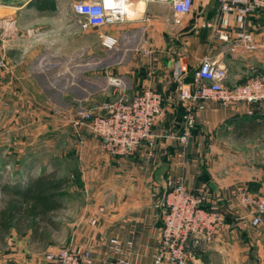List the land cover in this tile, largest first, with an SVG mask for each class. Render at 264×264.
<instances>
[{
	"label": "crops",
	"instance_id": "crops-1",
	"mask_svg": "<svg viewBox=\"0 0 264 264\" xmlns=\"http://www.w3.org/2000/svg\"><path fill=\"white\" fill-rule=\"evenodd\" d=\"M21 1L2 0L0 8L16 13L22 8ZM50 1L48 7L28 6L27 10L64 12L67 5L71 9L74 0ZM132 6L133 16L110 25L82 31L76 20L61 19L53 26L75 35L78 55L84 54L85 44L94 46L87 53L90 60L77 66L83 77H91V81L87 79L80 86L86 93L81 99L92 100L87 92L93 90L88 86L97 85L96 80L103 72L108 80L97 89L104 94L130 97L137 90L151 88L167 98L164 113L153 127L151 158L147 157L145 142L127 156L110 155L104 151L99 138L79 132L76 179L69 181L65 189L66 194L74 190L79 197L73 245L90 249V264H113L109 239L115 237L130 264H154L165 183L171 178L192 191L206 188L208 196L204 205L224 217L216 238L203 249L195 250L186 264H264V212L261 224L252 226L251 205L239 199L241 189L264 199V102L253 107L262 129L251 137H236L231 128L237 120L252 115L247 112L248 106L203 101L194 109V123L183 146L176 137L185 125V109L178 98L179 82L173 74L177 59L188 62L191 71L182 83L190 84L193 66L198 59L207 58L226 69L224 83L229 87L243 83L253 74L264 76V15L253 13L239 21L235 13L226 17L218 12L217 0H193L192 9L175 22L167 1H133ZM5 21L0 19V29H3L0 40L11 42L8 31L2 28ZM12 22L14 40L18 29L16 21ZM219 30L227 32V40L218 37ZM237 32L250 33L256 47L244 52L231 51L229 47ZM103 35L116 38L115 45L102 46ZM95 45L114 54L113 60L104 64L103 72L102 54L100 48L95 50ZM5 58L6 63L15 64L0 69L1 95L12 89L23 91L15 68L17 60L7 50ZM112 78L119 80V84L111 83ZM26 104L31 105V100ZM102 104L94 107L98 113H103ZM36 120L32 118L30 127L35 129L39 124ZM32 136L31 131L19 139L26 142ZM92 218L96 219L94 225L89 222ZM127 241H131V248L127 249Z\"/></svg>",
	"mask_w": 264,
	"mask_h": 264
},
{
	"label": "built area",
	"instance_id": "built-area-1",
	"mask_svg": "<svg viewBox=\"0 0 264 264\" xmlns=\"http://www.w3.org/2000/svg\"><path fill=\"white\" fill-rule=\"evenodd\" d=\"M133 1L158 0H74L71 10L78 28L86 31L121 22L133 16ZM163 1L171 4L175 22H179V16L188 13L193 4V0H189L187 5L180 0ZM217 11L226 17L235 13L241 21L249 14L264 15V0H217ZM216 33L220 39H228L227 32L219 30ZM115 43L116 38L101 36L102 46L111 48ZM7 47L8 41L0 40V69L7 67ZM255 47L250 33L237 32L229 48L234 52H244ZM190 71L188 62L180 59L175 61L173 74L179 82L178 98L185 109V125L176 138L183 146L187 144L194 123V109L203 101L213 100L222 105L243 103L248 106L249 114L255 105L264 102L262 75L253 74L243 83L229 87L224 83L227 77L226 69L207 58H201L192 68V83H182L183 77ZM110 82L119 84L116 78L110 79ZM166 99L158 90L142 88L130 97L120 95L112 101L103 102V113L80 108L70 118V123L99 138L104 151L110 155L127 156L145 142L148 147L147 157L151 158L154 155L153 127L164 113ZM165 188L162 226L154 264H186L195 250L203 249L216 238L220 226L224 223V217L219 211L205 207L208 192L204 187L192 191L179 180L168 178ZM239 199L241 203L251 205V224L254 227L259 226L264 212V199L250 196L243 189L239 191ZM89 222L94 225L96 219L92 218ZM109 243V252L114 257L113 264H130L121 242L112 237ZM131 246V241H127V249ZM44 258L49 264H90L91 251L79 245H71L46 251Z\"/></svg>",
	"mask_w": 264,
	"mask_h": 264
},
{
	"label": "rangeland",
	"instance_id": "rangeland-1",
	"mask_svg": "<svg viewBox=\"0 0 264 264\" xmlns=\"http://www.w3.org/2000/svg\"><path fill=\"white\" fill-rule=\"evenodd\" d=\"M21 2H24L22 8L16 13L0 8V19H6L2 28L8 31L7 37L11 41L6 50L17 60L15 68L23 90L12 89L6 95L0 93V182L23 180L29 171L38 175L43 169H56L57 176L69 184L74 180L71 172L78 161L79 132L91 134L84 128L72 126L70 118L80 108L98 113L94 107L99 103L117 98L97 89L108 80L103 72L104 64L113 60L114 54L95 45V50L99 49L102 54L103 73L96 80L98 86H88L93 90L87 92L92 100L81 99L86 93L80 86L87 79L91 81V77H83L77 66L90 60L87 53L93 51L94 46L85 44L84 54L78 55L75 35L65 28L53 27L61 19L75 20L69 5L64 12H35L27 10V1ZM12 20L16 21L15 28L18 29L13 38L15 41L12 40ZM12 64L15 63H7V67ZM28 99L32 102L29 106L26 104ZM34 117L39 123L35 129L29 125ZM31 131L33 136L29 141L19 139ZM73 191L64 193V207L55 214L59 228L51 231L48 240L30 244L28 235L12 231L0 248V264H48L44 258L46 251L73 245L79 213V197ZM1 199L0 194V207Z\"/></svg>",
	"mask_w": 264,
	"mask_h": 264
},
{
	"label": "trees",
	"instance_id": "trees-1",
	"mask_svg": "<svg viewBox=\"0 0 264 264\" xmlns=\"http://www.w3.org/2000/svg\"><path fill=\"white\" fill-rule=\"evenodd\" d=\"M50 0H30L27 6L45 8ZM47 6V7H48ZM248 118L237 120L232 126L236 137H251L262 129V122L252 111ZM76 179L75 169L72 171ZM68 187L66 179L57 176V170L43 169L38 175L29 171L23 180L0 182V248L12 231L28 235V242L45 243L53 229L59 228L55 214L64 207L63 195ZM209 208L208 206H205Z\"/></svg>",
	"mask_w": 264,
	"mask_h": 264
},
{
	"label": "clouds",
	"instance_id": "clouds-1",
	"mask_svg": "<svg viewBox=\"0 0 264 264\" xmlns=\"http://www.w3.org/2000/svg\"><path fill=\"white\" fill-rule=\"evenodd\" d=\"M174 2H176V0H174ZM181 3H183L184 5H187L189 0H180Z\"/></svg>",
	"mask_w": 264,
	"mask_h": 264
}]
</instances>
